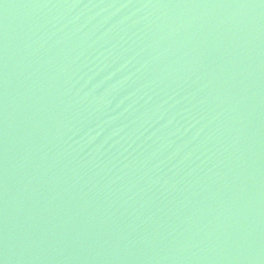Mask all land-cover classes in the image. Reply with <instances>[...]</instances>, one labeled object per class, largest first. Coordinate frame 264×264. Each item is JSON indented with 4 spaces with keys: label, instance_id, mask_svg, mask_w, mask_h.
Here are the masks:
<instances>
[{
    "label": "water",
    "instance_id": "95a60500",
    "mask_svg": "<svg viewBox=\"0 0 264 264\" xmlns=\"http://www.w3.org/2000/svg\"><path fill=\"white\" fill-rule=\"evenodd\" d=\"M0 264H264V0H0Z\"/></svg>",
    "mask_w": 264,
    "mask_h": 264
}]
</instances>
